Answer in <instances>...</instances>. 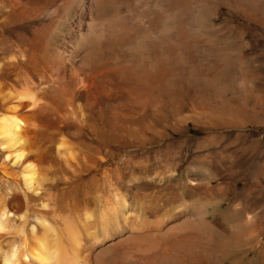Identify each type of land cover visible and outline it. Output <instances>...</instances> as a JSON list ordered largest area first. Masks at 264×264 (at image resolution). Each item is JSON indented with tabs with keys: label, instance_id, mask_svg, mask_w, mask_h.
I'll return each mask as SVG.
<instances>
[{
	"label": "bare ground",
	"instance_id": "6f19581e",
	"mask_svg": "<svg viewBox=\"0 0 264 264\" xmlns=\"http://www.w3.org/2000/svg\"><path fill=\"white\" fill-rule=\"evenodd\" d=\"M54 1L42 0L30 16H27L30 11L26 14L23 9L25 12L17 13L14 18L21 20L26 16V18L31 17L39 23V26L47 27L50 31L58 22L54 17L57 9H51L55 5ZM62 1V7H66L68 2ZM163 1L132 0L133 8L128 10V16L120 17L116 14L117 19L107 24L99 17L103 10L97 6V2L88 1V7L84 6L85 3L79 4L76 20L70 28V31L76 33L72 45L69 43L72 50L67 51L69 52L67 54L59 55L63 62H70L71 65L70 63L69 66L67 65L69 68L65 65L61 69L58 67L61 70L59 73L55 69L54 72L57 74L54 73V77L51 75L52 80L45 76L44 79L41 75L43 80L40 77L34 85L35 82L23 80L22 75L19 76L21 73L18 74L19 71L17 72L16 69L21 64L15 62L18 53L16 56L14 52L11 53L9 62L6 61L7 58L0 57V172L3 176L10 177L18 189L15 194L7 193V198H2L4 202L2 201L0 207V233L3 234H0V238L5 240L6 235H10L12 230L17 237L7 247H0V264H224L223 260L228 255L241 250L246 245L249 239L246 229L253 222V216L246 214L243 221L237 225L229 223L235 226H230L233 230H230V236L227 235L229 239H223L226 237L222 230L226 223L224 217L221 222L217 219L218 216L215 217V224L220 228L217 226L216 228L214 224L199 234L198 227L204 225L201 222L193 223L191 220L187 211L188 206L184 201L188 192L180 193L175 188L170 189L165 195L169 209L162 214L150 210L143 213V218L140 217L141 214L138 215L139 211L133 209L129 198L117 192L112 193V196L108 195L102 205L94 211L78 212L73 219L60 214L61 212L55 213L50 204L53 200L48 185L52 181L51 171L56 169L68 174H80L83 168L85 155L71 143L79 138L76 129L78 123L79 126L87 124L94 118L101 121L106 140L102 147L108 157L116 147L114 137L117 125L133 124L141 118V110L144 106L136 99L134 100L137 103L134 102L130 95H134L138 90L150 91L148 83L157 81L159 77L165 75L169 66L179 60L188 62L190 68L188 76L191 79L194 72L193 64L199 61L202 66L199 74L202 82L207 85L209 82L211 84L212 70L208 62L212 61L213 55H218L219 62L227 59L236 64L241 62L244 55L238 47L231 48L225 44L218 47L219 53H214L215 51L211 49L209 40L212 41L214 38L207 27L210 14L209 6L204 0H174L168 7L162 5ZM220 1V4L232 1L236 8L239 7L243 11L251 8L244 0ZM190 7L193 9L191 15L194 13L197 15L195 25L193 16L186 22L182 18L185 8ZM259 16L260 18L254 16V19L259 22L264 21V16ZM45 17L49 20L47 23L44 22ZM4 19L7 21V18ZM4 19L2 18L3 21ZM39 30L41 31L42 28ZM11 36L9 37L12 39ZM103 38H107L116 49V54L109 53L104 61L100 60ZM3 40L5 39L0 35V48L2 45L5 50ZM31 40H28V47ZM91 42L92 46H90ZM32 43L34 44L35 41ZM8 45L11 46L9 41ZM196 45H200V49L195 51ZM28 47L26 49L25 45L24 50L22 49L23 54ZM37 47H35L36 51H38ZM6 53L4 57H8ZM29 55L32 56L31 52ZM23 56L21 60L24 62L26 56ZM23 75L25 76L24 73ZM100 76L104 81H100ZM6 78L9 81H6ZM127 81L140 87L132 86L126 89L124 85ZM158 81L160 83V80ZM143 84L145 86L141 89ZM204 87H202V103L205 104L207 93ZM148 93L146 97L148 96L150 100L153 95ZM137 97L139 98V95ZM91 149L96 156L92 158V165L88 169L101 170L103 174L111 171L113 162L102 155L101 146L97 145ZM95 161H98V164H95ZM237 184L236 181L231 187L230 184L220 183L214 190L211 182H208L204 188L208 194L218 193L222 197H230L234 202L240 200L245 193L237 187ZM28 197L36 198L43 210L51 211H42V214H37L32 221H29L20 210L21 199L28 200ZM139 208L145 210L148 207L140 201ZM169 211L171 212L168 215ZM234 211L237 212L236 209ZM174 217H181L183 221L162 229L157 227L159 223ZM148 220L157 223L149 226L145 224ZM219 236V243L213 249L215 239Z\"/></svg>",
	"mask_w": 264,
	"mask_h": 264
},
{
	"label": "rangeland",
	"instance_id": "374dc122",
	"mask_svg": "<svg viewBox=\"0 0 264 264\" xmlns=\"http://www.w3.org/2000/svg\"><path fill=\"white\" fill-rule=\"evenodd\" d=\"M30 1L0 0V22L2 18H7V21L4 19L5 21L2 20L0 23V35L5 39L3 40L6 46L5 50L10 46L8 41L13 46L5 51L1 45L0 57L7 58L6 61L9 62L11 53L14 52L15 56L18 53L15 62L21 65H18L16 70L19 71L18 74L21 73L19 76L22 75L23 80L35 82L34 85L37 84L36 80L40 77L42 80L45 77L52 80L54 73L56 75L64 65L67 66L70 63L63 62L59 55L67 54L72 50L71 43L75 40L76 33L70 31V28L76 20L75 15L79 4L87 5L88 1L97 2V6L103 10L99 17L106 24L116 20V14H119L120 17L128 16V10L133 8L132 0H66L68 2L66 7H62V0H55V5L51 9H57L54 17L58 22L49 31V28L39 26L35 19L26 18L32 14L42 0H32L31 3ZM173 1L164 0L162 5L168 7ZM204 1L209 6L210 14L207 27L214 38L212 41L209 40L212 45L211 49L215 51L214 53H219L218 47L225 46V44L231 48L238 47L244 55L241 62L236 64L230 59L219 62L218 55H213L212 61L208 62L211 64L212 70L211 84L209 82L207 85L201 80L199 69L202 66L199 61H195L193 64L194 72L191 79L188 76L189 63H184L183 60L169 66L165 75L158 78L160 83L158 80L153 82L149 79V82L151 81L148 83L150 91L138 90L134 95H130L134 102L136 99L139 104L144 106L141 110L140 120L133 124L117 125L114 137L116 147L108 157L102 147L106 140L101 121L94 118L87 124L79 126L78 123L76 129L79 138L71 143L85 155L83 168H81L80 174H68L63 170L57 171L56 169L51 171L52 181L48 185L51 188L53 200L50 204L55 213L61 212L60 214H65L67 218L73 219L78 212L94 211L95 208L102 205L108 195L112 196V193L117 192L127 196L129 202H132L133 209L139 211L138 215L141 214L140 217L143 218V213L150 210L162 214L169 209L165 195L170 189L175 188L180 193L187 191L188 196L184 198V201L188 206L187 211L191 220L193 223L201 222L204 225V227H198L199 234L205 228L212 227L215 224V217L218 216L217 219L220 222L223 217L227 220H225L226 225H223L222 230L223 235L226 236L223 239H229L230 230L235 227L232 225L241 223L246 214L254 217L253 222L246 229V234L249 236L246 245L241 250L228 255L223 260L224 264H264V21L259 22L254 19V16L257 18H260L259 15L264 16V0H244L251 6L245 11L239 7L236 8L232 1H228L226 4H220V0ZM242 1L240 0V2ZM85 4L84 6L88 7ZM241 7H243L242 4ZM20 9H24L26 14L27 11L30 12L25 18L18 19L19 22H17L18 20L14 18L16 14L25 12ZM191 9V7L185 8L184 11H188L184 12L182 18L186 22L193 16L195 25L197 15L195 13L191 15L193 13V9ZM44 19H46L45 23L49 21L46 17ZM85 20H88L87 14ZM14 25L17 26L14 27ZM38 28H42V34ZM35 32L37 33L35 34ZM29 36H32V40ZM34 38L36 40H33ZM28 40H31L30 48L27 45L29 44ZM102 41L100 60L104 61L110 55L109 53L116 54V49L112 47L107 38H103ZM25 45L26 49L28 47L30 50L23 54L22 49L24 50ZM36 45L42 46L38 48ZM92 45L91 42L90 46ZM194 48L196 51L200 49V45H196ZM30 52L32 56L29 55ZM42 52L45 54L43 55ZM4 53L8 57H4ZM23 55L31 59L28 60V57ZM22 56L24 62L21 60ZM49 65L51 66L49 67ZM52 65H54L53 68ZM47 67L50 69L48 70ZM55 69L57 72H54ZM42 72L46 73L43 75ZM99 79L101 82L104 81L101 76ZM6 81L9 79L6 78ZM128 81L124 85L126 89L132 88V86L140 87ZM144 86L143 84L141 89ZM202 87L206 88L205 93H207V103L205 104L202 103ZM147 92L149 95H153L150 100H148V96L146 97ZM97 145L101 146L102 155L113 162L108 174H103L101 170L88 169L92 165V158L96 156L91 148ZM80 164L82 165V162ZM95 164H98V161H95ZM9 178L0 172V207L8 194H15L18 191L16 184ZM236 181L238 182L237 187L245 193L240 200L234 202L230 200V197L225 198L218 193H214L215 196L208 194L204 188L208 182H211L212 189L216 190L220 183L230 184L232 187ZM28 200L27 198L26 200L21 199L20 210L29 221H32L37 214H42V211L49 210H43L34 197H28ZM140 201L144 202L148 208L145 210L139 208ZM234 208L237 212L234 211ZM221 214L224 215L221 216ZM148 221H145V224L149 226L157 223L154 220ZM182 221L183 218L174 217L159 223L157 227L162 229ZM216 226L219 225L215 224ZM16 237L12 230L10 235H6L5 240L0 238V242L2 240L0 247H7L16 240ZM219 238L220 236L215 239L213 249L219 243Z\"/></svg>",
	"mask_w": 264,
	"mask_h": 264
}]
</instances>
